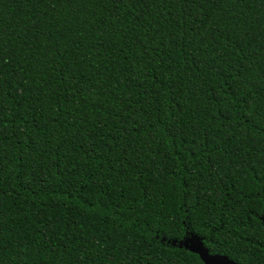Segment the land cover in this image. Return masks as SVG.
<instances>
[{"label":"trees","instance_id":"16d2710c","mask_svg":"<svg viewBox=\"0 0 264 264\" xmlns=\"http://www.w3.org/2000/svg\"><path fill=\"white\" fill-rule=\"evenodd\" d=\"M264 264V0H0V264Z\"/></svg>","mask_w":264,"mask_h":264},{"label":"water","instance_id":"95a60500","mask_svg":"<svg viewBox=\"0 0 264 264\" xmlns=\"http://www.w3.org/2000/svg\"><path fill=\"white\" fill-rule=\"evenodd\" d=\"M187 247L192 251L197 252L204 264H237L227 256L221 254H209L201 245H190Z\"/></svg>","mask_w":264,"mask_h":264}]
</instances>
